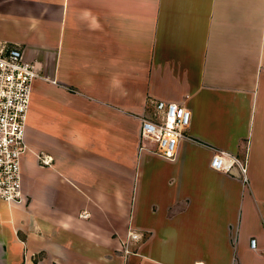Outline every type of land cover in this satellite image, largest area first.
I'll return each mask as SVG.
<instances>
[{
	"label": "crops",
	"instance_id": "1",
	"mask_svg": "<svg viewBox=\"0 0 264 264\" xmlns=\"http://www.w3.org/2000/svg\"><path fill=\"white\" fill-rule=\"evenodd\" d=\"M4 45L39 77L0 264H264V0H0ZM159 102L192 114L173 160Z\"/></svg>",
	"mask_w": 264,
	"mask_h": 264
},
{
	"label": "built area",
	"instance_id": "2",
	"mask_svg": "<svg viewBox=\"0 0 264 264\" xmlns=\"http://www.w3.org/2000/svg\"><path fill=\"white\" fill-rule=\"evenodd\" d=\"M39 75L35 65L27 62L19 45L0 48V202L21 204L23 193L22 158L29 151L26 142L27 116L33 81ZM159 118L144 120L142 137L154 145L150 149L163 158L173 160L180 142L191 124L192 114L184 106L159 102L156 106ZM45 164L49 160L44 158ZM212 169L234 174L239 168L247 181V161L227 152H218L211 161ZM132 238H138L131 234ZM255 248L256 240L251 241Z\"/></svg>",
	"mask_w": 264,
	"mask_h": 264
}]
</instances>
